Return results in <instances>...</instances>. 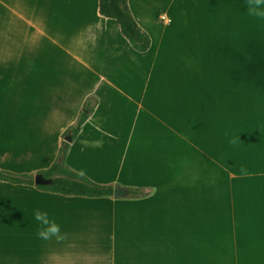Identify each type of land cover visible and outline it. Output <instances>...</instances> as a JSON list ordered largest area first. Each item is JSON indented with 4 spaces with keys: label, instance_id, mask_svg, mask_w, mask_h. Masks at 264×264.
I'll return each mask as SVG.
<instances>
[{
    "label": "crops",
    "instance_id": "1",
    "mask_svg": "<svg viewBox=\"0 0 264 264\" xmlns=\"http://www.w3.org/2000/svg\"><path fill=\"white\" fill-rule=\"evenodd\" d=\"M128 3L145 52L99 0H0V169H47L67 140L73 170L149 192L0 180V264H264V21L245 0ZM35 208L62 242L37 238Z\"/></svg>",
    "mask_w": 264,
    "mask_h": 264
},
{
    "label": "trees",
    "instance_id": "2",
    "mask_svg": "<svg viewBox=\"0 0 264 264\" xmlns=\"http://www.w3.org/2000/svg\"><path fill=\"white\" fill-rule=\"evenodd\" d=\"M99 12L101 15L115 19L119 23L122 34L135 50L145 52L151 47V37L135 19L128 0H99ZM97 103L98 100L94 96H89L80 110L77 122L64 132V136L70 134V140L75 139L84 123L95 111ZM69 147L70 141L63 140L56 160L47 169L39 170L36 173H16L0 169V180L11 183L31 184L39 189L64 195L112 196L115 185L97 183L67 165L66 158ZM38 173L43 174L47 178H52V183L49 185H36L35 175ZM126 189L128 191L126 197L139 198L149 194L148 191L141 187H126Z\"/></svg>",
    "mask_w": 264,
    "mask_h": 264
},
{
    "label": "clouds",
    "instance_id": "3",
    "mask_svg": "<svg viewBox=\"0 0 264 264\" xmlns=\"http://www.w3.org/2000/svg\"><path fill=\"white\" fill-rule=\"evenodd\" d=\"M245 8L250 17L264 21V0H245ZM239 140L235 136L230 143L235 144ZM243 171V169H242ZM32 218L37 224L36 236L42 241L55 239L62 242L66 238V233L62 231L61 225L53 218H50L47 211L35 208L32 211Z\"/></svg>",
    "mask_w": 264,
    "mask_h": 264
},
{
    "label": "water",
    "instance_id": "4",
    "mask_svg": "<svg viewBox=\"0 0 264 264\" xmlns=\"http://www.w3.org/2000/svg\"><path fill=\"white\" fill-rule=\"evenodd\" d=\"M52 183V178H47L43 174L38 173L35 175V184L36 185H49ZM128 194V191L125 188H122L118 184L114 186V196L121 197Z\"/></svg>",
    "mask_w": 264,
    "mask_h": 264
},
{
    "label": "rangeland",
    "instance_id": "5",
    "mask_svg": "<svg viewBox=\"0 0 264 264\" xmlns=\"http://www.w3.org/2000/svg\"><path fill=\"white\" fill-rule=\"evenodd\" d=\"M149 1H154V0H149ZM140 25V24H139ZM16 173H18V172H16ZM21 173H31V172H21Z\"/></svg>",
    "mask_w": 264,
    "mask_h": 264
}]
</instances>
